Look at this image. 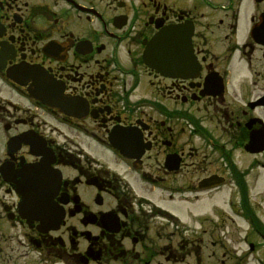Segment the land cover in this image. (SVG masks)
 <instances>
[{
    "label": "flooded vegetation",
    "instance_id": "af4514ba",
    "mask_svg": "<svg viewBox=\"0 0 264 264\" xmlns=\"http://www.w3.org/2000/svg\"><path fill=\"white\" fill-rule=\"evenodd\" d=\"M244 1L0 0V264H264V0Z\"/></svg>",
    "mask_w": 264,
    "mask_h": 264
},
{
    "label": "water",
    "instance_id": "95a60500",
    "mask_svg": "<svg viewBox=\"0 0 264 264\" xmlns=\"http://www.w3.org/2000/svg\"><path fill=\"white\" fill-rule=\"evenodd\" d=\"M169 32H180V31H178L176 29H173V31L172 30L171 31H165V33H163V34L165 35V34H167ZM163 34L156 35L151 40V42L147 46V51H146L145 56H144L145 59H147V62H148V64L150 66L155 67V68L160 69V70H163V68H161L160 62L163 61V60H165V58H166V55H160V54L157 53V49L158 48H161L160 47V41L162 39ZM181 35H182V33H181ZM183 41H185V37H181L179 39V48L182 50V52H180V53H178L176 55H171V57L173 59H175V57L177 58V64L179 65L180 70L183 69L182 68L183 66H188L189 61H190L188 59L189 54L188 53H185L184 52V49L181 48V46L183 45ZM167 69H169V68H167ZM170 71L171 70H164V73H166V74L167 73H171ZM179 73H181V72H179ZM26 190H27L26 192H28L29 189L26 188ZM28 198L29 197H27V198L25 197L26 200H28Z\"/></svg>",
    "mask_w": 264,
    "mask_h": 264
},
{
    "label": "rangeland",
    "instance_id": "374dc122",
    "mask_svg": "<svg viewBox=\"0 0 264 264\" xmlns=\"http://www.w3.org/2000/svg\"><path fill=\"white\" fill-rule=\"evenodd\" d=\"M251 5H252L251 3L244 1L243 5H242L241 13L242 14H249L251 11ZM262 6H264V4L260 5L258 7V10H260Z\"/></svg>",
    "mask_w": 264,
    "mask_h": 264
}]
</instances>
